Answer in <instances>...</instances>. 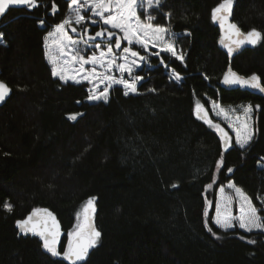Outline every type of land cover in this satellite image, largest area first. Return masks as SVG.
<instances>
[{"label":"trees","instance_id":"16d2710c","mask_svg":"<svg viewBox=\"0 0 264 264\" xmlns=\"http://www.w3.org/2000/svg\"><path fill=\"white\" fill-rule=\"evenodd\" d=\"M221 2L161 0L150 10L153 23L181 34L183 62L163 59L182 82L150 59L154 68L138 73L144 82L137 95L114 87L107 103H89L86 84L62 83L46 61L45 37L68 16L69 0H38V7L0 16V81L12 91L0 107V264H68L38 239L23 237L16 221L48 209L65 233L62 251L93 196L101 235L84 264H264V233L238 226L224 232L212 223L221 187L239 215L229 182L264 210V93L223 83L231 69L245 78L256 74L264 85V38L230 59L212 20ZM229 19L243 33L255 29L264 37V0H233ZM211 102L253 106L255 134L246 149L232 144L223 152L215 128L197 119L199 103L222 126L208 112ZM76 113L82 115L68 119ZM206 200L208 226L220 239L205 227Z\"/></svg>","mask_w":264,"mask_h":264},{"label":"snow or ice","instance_id":"6c2138e0","mask_svg":"<svg viewBox=\"0 0 264 264\" xmlns=\"http://www.w3.org/2000/svg\"><path fill=\"white\" fill-rule=\"evenodd\" d=\"M147 3L148 8L144 5ZM161 0H69L68 9L71 15L66 16L61 23L56 24L54 30L48 33L45 37V56L51 67V74L58 78L63 83L72 81L80 84L83 80L94 84V87L89 89L87 99L89 101L108 102L109 89L113 85H122L124 95H129V92L136 93V82L143 79L140 75L133 76V68L139 67L138 62H145L147 57L141 55L140 52L133 50V44L140 45L145 51L148 50L149 44L151 47L158 48L159 51L151 53V55L159 56L160 52L171 53L177 60L183 62V56L175 50V40L178 39L175 33H170V29L165 25L154 24L156 16L149 11L152 8H159ZM11 6H26L29 9L38 7V0H0V16H3ZM233 0H222V2L212 10V20L219 21L223 29L225 22L231 14ZM51 11L55 14L58 11L57 5L53 2ZM170 13L166 16L170 18ZM142 16L144 17L142 19ZM39 23L43 25L44 20ZM82 23H91L99 25V28L92 32L87 26L78 33V28ZM230 32L240 39L233 41L238 48L243 44L256 45L262 38L261 32L253 29L246 35L241 33L235 23L227 25ZM70 28L73 33H78L80 39H74L66 31ZM122 34V35H121ZM190 35V33H189ZM57 37L54 41L56 51L49 49V38ZM126 41L128 46L122 47V42ZM94 42V43H93ZM0 43H5L3 34L0 33ZM84 44L85 47H91L95 51L88 56L82 54L79 45ZM221 44L228 50V55L233 54V47L230 44H225L223 38ZM122 61V62H118ZM164 63L163 59L160 61ZM85 65H91L90 68H85ZM165 67L167 65L165 64ZM100 69V70H98ZM119 71L121 74L127 73L132 77L131 80L125 79L123 75L116 77L110 73L113 70ZM175 80L182 79L179 73L172 72ZM79 77V78H78ZM223 83L225 85H239L250 89L258 90L264 93V85L261 83V78L253 74L248 78L238 76L229 69L225 74ZM100 84H104L102 90ZM149 91H155L149 89ZM10 89L0 81V102H3L9 95ZM80 103V101H77ZM259 105L256 106L259 109ZM214 108H219L217 115L224 114V118L229 121L228 126L235 132V143L240 149H246L254 137V129L251 125L253 106L251 104L242 106L243 119L236 116L235 120L238 123L232 122V117L225 113L223 108L214 103ZM199 103L196 105L197 119H203L210 127L215 128L219 133L224 151H227L231 144V137L219 124H214L207 118V112ZM234 111V110H232ZM78 115L82 113L71 114L68 119L75 121ZM224 166L223 154L221 159L217 161L216 168L220 169ZM232 168H227V172L231 173ZM177 185L173 184V187ZM211 187V185H208ZM228 188L233 189L236 197L239 199V215H234L232 212V196L224 195V187L220 188L221 197L215 205V216L212 218V223L224 232L239 227L245 232L251 233L254 230L264 233V215L262 209H258L252 200L237 187L229 182ZM96 197H90L82 209V214H78V222L72 231L67 233V244L63 250H59L61 230L55 216L48 209H35L32 214L26 219L17 220L16 226L21 233L39 237L42 241L43 249L50 254L51 257H60L68 264H84L90 249L97 246L101 233L95 228L93 223V214L95 213ZM264 203V201H262ZM204 211L205 227L217 239L220 237L213 232L208 226V208L211 207V201L205 202ZM3 208L11 212L13 205L5 202ZM82 215V220L80 216ZM240 239H245L241 236ZM248 243H255V240H248Z\"/></svg>","mask_w":264,"mask_h":264},{"label":"rangeland","instance_id":"374dc122","mask_svg":"<svg viewBox=\"0 0 264 264\" xmlns=\"http://www.w3.org/2000/svg\"><path fill=\"white\" fill-rule=\"evenodd\" d=\"M144 7H145V9L148 8L146 2H145ZM152 9H154V8H152ZM150 10H151V9H149V11H150ZM68 15H71L70 10H69V14H68ZM143 18H144V17L142 16V19H143ZM85 25H86L85 23H82V24L79 25V26H77V25H75V24H74L73 26H75V27L78 28V33H79L80 31H82V29L85 27ZM54 27H55V26H54ZM54 27L51 29V31L54 30ZM51 31H50V32H51ZM66 31H67L68 34H69L70 36H72L74 39H80V35H79L78 33H73V32L71 31L70 28H67ZM171 33H175V32H173L172 30H170L169 35H171ZM175 34H176V37H178V38L181 36V34H179V33H175ZM121 35H122V34H121ZM47 36H48V34L46 35V37H47ZM56 39H57V37H50V38H49V49L52 50V51H54V52L56 51V44L54 43V41H55ZM176 41H177V39L175 40V50H176V52H177L178 54H180V49H179V47H178ZM93 43H94V42H93ZM44 46H45V43H44ZM123 46H128L126 41L122 42V47H123ZM247 46H254V45H249V44H247ZM79 47H80V49L82 50V54L85 55V56L91 55V54L95 51V49H93V48H91V47H87V48H86L84 44H80ZM131 47L133 48V50L138 51V52H140L141 55H144V56L147 57V60H146L145 62H138V63L140 64L139 67H134V68H133V76H134V75H138V73H139L140 71H144V70H146V69H153L154 66L151 64L150 59H157V60H158V66H162V67L165 69V71L167 72V74H168L170 80H172V81H174V82H176V83H180V82H182V79L179 80V81H177V80H175V79L173 78V76H172V72H173V70H172V69H171V68H170L165 62H164L163 64L160 62L161 59H163V57L175 58L171 53L160 52L159 56H157V55H151V53H155V52H158V51H159L158 48H153V47H151V44H149V47H148V50H147V51H145V50H144L140 45H138V44H133ZM180 55H181V54H180ZM45 58H46V56H45ZM175 59H176V58H175ZM46 61H47V63H48V60H47V59H46ZM163 61H164V59H163ZM179 61H180V60H179ZM118 62H122V61H118ZM165 64L167 65V67H165ZM48 65L50 66V68L52 67L49 63H48ZM90 67H91V65H85V68H90ZM98 70H100V69H98ZM110 74H111V75H114V76H116V77H120L121 75H123L125 79H129V80L132 79V77L129 76L127 73L121 74L119 71H117V70H115V69H114L113 72L110 73ZM181 77H182V76H181ZM54 78H56V77H54ZM78 78H79V77H78ZM56 79H58V78H56ZM58 80H59V79H58ZM143 82H144V78H143L142 80L136 82V87H137V89H138V86L141 85ZM62 83H63V82H62ZM68 83H72V84H75V85H79V84L73 83L71 80L68 81ZM64 84H65V83H64ZM80 84H86V85L88 86V87H87L88 94H89V89H91V88L94 87V84L89 83L87 80H83ZM237 86H239V85H237ZM103 87H104V84H100V89H99V90H102ZM114 87H120V88H122V89L124 90V88H123L122 85H113V87H112L111 89H113ZM111 89H109V93H110ZM109 93H108V100H109ZM137 93H138V90H137L136 93L129 92V95H137ZM87 101H88L89 103H99V102H103V103H105L103 100H101V101H89V100L87 99ZM216 104H218V103H216ZM218 105L220 106V104H218ZM242 106H247V104H246V105H239V106H237V107H227V108H224V107L220 106V108H223V109L225 110V113H228V114L232 117V122L235 124V123H238V122L235 120V117H236V116H240L241 119H243V109H242ZM232 110H234V111H232ZM208 112L210 113V115L212 116V118H214L217 122H219L220 124H222V126L227 130V132H228L229 135L231 136V138H232V144H234L236 147L239 148V146L236 145V143H235V132H233L232 128H230V127L228 126L229 121L226 120V119L224 118V114H223V113L220 114V115H217V112H219V108H214V102H211V103H210V108H209V111H208ZM251 125H252V128L254 129V109H253V113H252ZM254 133H255V130H254ZM253 138H254V137H253ZM251 142H252V141H251ZM83 207H84V206H83ZM80 214H82V210L80 211ZM80 219L82 220V215L80 216ZM78 222H80V221H77V223H78ZM77 223H76V225H77ZM76 225H75V226H76ZM73 229H74V228H73ZM73 229H71L70 231H72Z\"/></svg>","mask_w":264,"mask_h":264},{"label":"water","instance_id":"95a60500","mask_svg":"<svg viewBox=\"0 0 264 264\" xmlns=\"http://www.w3.org/2000/svg\"><path fill=\"white\" fill-rule=\"evenodd\" d=\"M10 9H29V8L26 7V6H11L8 10H10ZM8 10H7V11H8ZM7 11H6V13H7ZM229 16H230V15H229ZM215 22H216V24L218 25L219 30H220V34H221V36H220V40H219L220 44H221V39L223 38L224 43H225V44H230V45L233 47V49H234L233 54H232L231 56H229V55H228V50H227V48L224 47L223 44H221L222 47H223V49H224V51L226 52V54L229 56L230 59H231L234 55H236L237 53L241 52L242 50H244V49L247 47V44H243V45H241V46H239V47L237 48L236 45L233 43V41L240 39V37L236 36V35L234 34V32H230V31H229V29H228V27H227V25H228L229 23H231L229 17H228V20L225 22V27H224L223 29L221 28V26H220V22H219V21H215ZM239 30H240V29H239ZM240 32L243 33L241 30H240ZM243 34H245V33H243ZM245 35H246V34H245ZM9 89H10V88H9ZM11 93H12V91H11V89H10L9 95L5 98V100H4L3 102H0V107L3 106V105L9 100V98H10V96H11ZM201 115H203L202 112H201ZM196 116H197V115H196ZM207 118H208V117H207ZM208 119H209V118H208ZM199 120H201V121L204 122L203 119H199ZM220 126H221V125H220ZM221 128H223L224 131L227 132V130H226L223 126H221ZM216 132H217V131H216ZM227 133H228V132H227ZM228 135H229V133H228ZM217 136H218V138H219V140H220L222 151H223V152H227V151H229V150L231 149V147H230L227 151H224V149H223V145H222V141H221V137H220V135H219L218 132H217ZM229 136H230V135H229ZM230 137H231V136H230ZM231 144H232V138H231ZM31 214H32V213H31ZM31 214H30V215H31ZM28 216H29V215H28ZM28 216H27V217H28ZM54 216H55V215H54ZM27 217H26V218H27ZM26 218H25V219H26ZM55 218H56V221H57L58 224H59V227H60V230H61V233H62L61 238H60V245H61V242H62V240H63V237H64L65 233H64V231H63V229H62V226H61L60 221L57 219L56 216H55ZM93 218H94V214H93ZM93 223H94V221H93ZM20 234H21L23 237H33V238H36V239H38L39 242L42 244V241H41V240L39 239V237H37V236H33V235L30 234V233H29L28 235H25V234H23V233L20 232ZM60 245L58 246V249H59ZM90 251H91V249H90ZM90 251H89V253H90ZM88 256H89V255H88ZM87 258H88V257H87Z\"/></svg>","mask_w":264,"mask_h":264},{"label":"flooded vegetation","instance_id":"af4514ba","mask_svg":"<svg viewBox=\"0 0 264 264\" xmlns=\"http://www.w3.org/2000/svg\"><path fill=\"white\" fill-rule=\"evenodd\" d=\"M251 90H255V89H251Z\"/></svg>","mask_w":264,"mask_h":264}]
</instances>
